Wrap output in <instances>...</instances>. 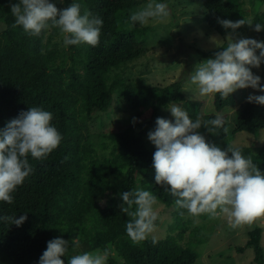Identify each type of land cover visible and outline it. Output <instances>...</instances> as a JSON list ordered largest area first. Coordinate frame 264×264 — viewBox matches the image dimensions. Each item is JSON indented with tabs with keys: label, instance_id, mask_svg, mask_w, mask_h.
I'll use <instances>...</instances> for the list:
<instances>
[{
	"label": "trees",
	"instance_id": "16d2710c",
	"mask_svg": "<svg viewBox=\"0 0 264 264\" xmlns=\"http://www.w3.org/2000/svg\"><path fill=\"white\" fill-rule=\"evenodd\" d=\"M146 1L53 0L58 8L78 2L82 11L86 7L103 20L97 46L61 47L58 38L62 35L57 28L42 30L39 36L25 33L21 26L13 28L15 18L10 11V0H0V21L5 24L0 30V128L22 110L37 106L53 114L52 124L62 135L60 145L45 158L37 160L29 154L33 173L12 194V204L0 201V217L19 218L27 213V220L21 226L0 219V264H39L47 242L56 237L70 242L66 256L61 257L65 264L73 255L104 249L110 253L107 264H193L198 259L196 250L171 235L157 237L156 244L151 237L134 244L126 233L130 218L120 209L123 192L136 188L150 190L165 204L176 199L155 183V146L149 147L138 132L128 133L113 127L102 132L101 137L112 141L115 150L100 158L92 138L94 125L115 99L114 85L107 82V72L150 50L146 39L148 26L130 19ZM202 2L208 25L221 35L227 36L230 30L218 23V17L232 21L245 18L242 0ZM263 3L264 0L256 2L251 18L253 27L256 23L264 25V10L258 9ZM226 46L224 43L216 50L199 52L212 58ZM120 82L123 88L117 91L118 109L128 115L127 119L140 120L148 114L147 125L153 130L156 118L163 117L162 109L173 102H182L193 120L198 116L202 121L211 120L217 115L204 113L203 100L186 98L182 78L167 85ZM214 105L217 111L236 107V95L221 99L216 93ZM234 113L236 123L230 133L224 131L225 119L224 127L216 129L217 134L208 132L203 125L199 131L206 140L223 149L237 132L259 135L264 129V105L247 100ZM239 147L264 172V145L258 150L249 145ZM124 174L117 192L110 177L120 178ZM113 195L121 204L105 203ZM263 230L264 226L257 224L248 231L247 245L255 247L258 264H264ZM75 237L79 239L78 248L71 244Z\"/></svg>",
	"mask_w": 264,
	"mask_h": 264
},
{
	"label": "clouds",
	"instance_id": "9594fccd",
	"mask_svg": "<svg viewBox=\"0 0 264 264\" xmlns=\"http://www.w3.org/2000/svg\"><path fill=\"white\" fill-rule=\"evenodd\" d=\"M9 7L15 18L12 27L21 26L29 35L39 36L42 30L57 28L65 46L99 44L103 20L86 7L82 11L78 2L58 8L53 0H17L15 3L10 0ZM169 17L166 3L150 0L130 19L145 26L150 21L164 22ZM217 20L230 30L227 46L196 65L190 75L191 83L198 85L201 96L219 93L221 99L249 87L264 92L261 77L252 71L264 63V41L237 34V29L243 25L253 27V21L219 17ZM262 29L264 25L260 23L253 28L257 32ZM247 100L264 105V95L250 94ZM167 107L174 120L157 117L155 129L148 132V139L156 148L153 153L155 183L176 198L175 206L186 209L191 216L207 214L213 219L223 216L233 229L251 226L264 217V172L251 156L243 154L239 146L230 143L222 149L206 140L199 131L203 125L208 132L217 134L216 129L224 127L223 116L217 114L206 121L198 116L193 120L180 105ZM52 120L51 112L33 106L22 110L0 128V201L12 204V194L33 173L29 154L40 160L60 145L62 135ZM121 197L120 209L130 218L126 222V233L131 241L140 244L151 237L153 244L158 243L153 234L158 219L154 209L157 197L152 191L141 188L125 191ZM0 219L21 226L27 220V213L19 218L3 216ZM69 243L61 237L49 240L39 264H65L61 257L66 256ZM71 244L78 248V237L72 239ZM109 254L107 249L85 251L69 257L68 264H107Z\"/></svg>",
	"mask_w": 264,
	"mask_h": 264
},
{
	"label": "rangeland",
	"instance_id": "374dc122",
	"mask_svg": "<svg viewBox=\"0 0 264 264\" xmlns=\"http://www.w3.org/2000/svg\"><path fill=\"white\" fill-rule=\"evenodd\" d=\"M257 1L242 0L246 19L253 17ZM148 2L150 0L140 5L138 10ZM156 2L168 5L170 17L164 22L150 21L147 25L149 30L146 33V39L150 50L128 64L111 68L106 74L107 82L114 85L115 99L108 112L101 115L93 128L95 131L92 138L100 158L111 155L115 150L112 141L101 137L102 132L113 127L128 133L138 132L144 137L149 147L155 146L148 139V132L153 130L147 125L148 114L140 120H133L127 119L128 115L118 109L117 91L123 88L120 80L135 84L167 85L182 78L186 98L203 100L205 114L222 115L226 121L227 133H230L235 126V110L247 101V97L250 94L264 95V92L251 87L238 89L234 92L237 98L236 107H225L217 111L214 105V94L201 96L198 85L191 83L190 75L199 62L210 58L203 56L199 50H216L222 44H227L228 37L217 33L208 25L207 10L202 0H166L165 2L156 0ZM258 9L263 11L264 3L260 4ZM4 25V22L0 21V30ZM253 28L243 25L237 34L264 41V30L257 32ZM58 41L59 46L67 47L63 43L62 36L58 38ZM252 71L261 77V85L264 86V63H261L258 69L253 68ZM171 104L180 105L185 109L182 102ZM162 115L166 119L174 120L168 107L162 109ZM231 143L236 146L249 145L258 150L264 145V129L259 135L248 131L237 132ZM124 177L125 174L120 178L110 177L117 192L120 190V182ZM115 195L109 197L105 203L110 206L121 204L115 199ZM154 209L158 212V222L155 223L156 229L153 234L158 238L171 235L181 244L196 250L199 257L193 264H258L255 247L247 245L248 231L257 224L264 226V217L258 218L251 226L243 225L233 229L229 227L227 219L223 216L214 219L207 214L191 216L186 209L177 208L175 201L165 204L157 200ZM261 248L264 251V230ZM113 253L119 258L116 251Z\"/></svg>",
	"mask_w": 264,
	"mask_h": 264
}]
</instances>
